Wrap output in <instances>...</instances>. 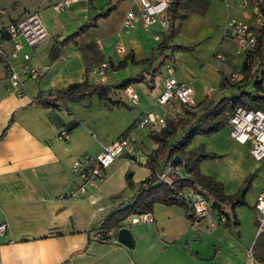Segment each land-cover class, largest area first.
Returning <instances> with one entry per match:
<instances>
[{"label":"crops","instance_id":"crops-1","mask_svg":"<svg viewBox=\"0 0 264 264\" xmlns=\"http://www.w3.org/2000/svg\"><path fill=\"white\" fill-rule=\"evenodd\" d=\"M57 1L0 0V7L6 9L1 22L36 12L47 29L56 31L45 46L24 43L21 49L40 69L37 79H26V96L17 98L10 93L0 74V133L14 114L0 138V221L8 225L0 236V263L246 264V249L256 236L253 206L264 184V160L250 155L248 142L240 143L230 136V125L211 134L194 135L180 154L183 161L195 151L219 154L202 159L199 170L222 182L223 193L230 197L225 201L224 220L217 210L194 217L189 198L195 191L186 187L183 195L188 211L177 204L155 203L150 210L153 222L131 223V215L122 220V226L132 234V246L117 240L118 228L101 239L99 226L107 214L134 198L137 187H128L127 174L138 183L150 173L145 162L156 155L158 143L150 137L149 128L137 126L139 115L147 110L165 112L166 118L184 115L182 104L175 98L163 105L157 102L166 61L174 63L179 81L192 86L195 106L191 109L201 114L225 96L227 87L221 86L222 76L226 77L230 61L237 55L233 37L224 31V22L234 17L254 23L257 16L251 5L239 7L235 0H230L229 6L221 0H180L175 17L168 11L170 27L178 26L168 43H176L174 38L178 36L198 44L192 50H159L158 44L170 27L165 31L157 24L149 29L141 24L131 30L122 28L124 13L136 8L133 0H77L56 12L53 4ZM215 6L225 8L221 23L216 20ZM102 12L106 14L97 18L95 25L73 40L62 42ZM54 46L57 50L52 57ZM216 52L224 59L217 58ZM124 57L125 64L118 66ZM102 62H108L104 74H90V69ZM137 75L143 79L129 85L138 94L135 105L124 88L112 91L114 98L125 103L122 106L99 99L96 94L88 103L84 99L57 101V107L34 100L46 99L84 78L90 83L114 84ZM62 128L68 130L67 140L57 138ZM119 136L127 137L129 145L106 168L99 184L84 196L59 197L70 184L72 160L97 151L101 143ZM168 165L165 158L161 159L159 174ZM171 167L167 173L170 182L181 169ZM15 184H21L26 194L12 199L8 190Z\"/></svg>","mask_w":264,"mask_h":264},{"label":"built area","instance_id":"built-area-1","mask_svg":"<svg viewBox=\"0 0 264 264\" xmlns=\"http://www.w3.org/2000/svg\"><path fill=\"white\" fill-rule=\"evenodd\" d=\"M77 0H59L53 4V9L58 12L65 9ZM171 0H133L136 8H129L123 16L122 28L131 30L141 24L145 29L151 28L154 24L159 25L162 31L170 27V16L168 8ZM226 6L230 0H221ZM239 7L251 5L256 21L248 23L234 17H228L224 22V31L231 34L235 41V51L255 50L258 44L259 29L264 23V0H235ZM262 8V9H261ZM6 14V9L0 7V74L5 77L10 93L17 98L27 95L26 79H37L40 69L31 62L28 52H22L24 43L28 45L45 46L47 38L56 31L47 29L42 19L36 12L29 13L17 20L1 22ZM159 38V34L155 35ZM216 57L223 60L224 56L216 52ZM108 67V62L94 66L90 74L102 75ZM174 63L171 60L165 63V76L162 82V90L157 96L159 105L166 104L171 99H177L188 108L195 106L193 89L189 82L179 81L174 74ZM242 76V72L234 71L229 74L230 81ZM259 81L264 86V66L258 75ZM131 104L138 103L139 98L129 85L124 88ZM167 122L165 112L147 110L141 113L136 121L140 128H149L152 131H160ZM228 123L230 125V136L240 143L250 144V155L258 160H264V111L258 108H248L242 104H236L232 109ZM68 130L62 128L57 135L60 140H67ZM129 140L125 136H119L110 142L101 143L97 151L85 152L72 160L70 170L72 178L70 184L59 193V197L84 196L90 188L96 187L104 178L106 168L126 149ZM167 166L166 170L159 174V177L170 182ZM179 173V171H178ZM189 206L194 217L211 215L213 209L209 199L201 193L195 192L189 198ZM254 214L256 220V235L264 231V184L258 191L254 202ZM224 212L218 217L221 220L226 218ZM154 217L150 210L133 213L130 216L131 223L153 222ZM7 223L0 221V236L7 230ZM1 264V263H0ZM246 264H263L253 255L252 246L246 249Z\"/></svg>","mask_w":264,"mask_h":264},{"label":"trees","instance_id":"trees-1","mask_svg":"<svg viewBox=\"0 0 264 264\" xmlns=\"http://www.w3.org/2000/svg\"><path fill=\"white\" fill-rule=\"evenodd\" d=\"M179 6L180 0H172L170 2L169 7L172 17H175V12ZM105 14L106 12H102L100 15L96 16V18L83 23L72 34L63 39L62 42L65 43L69 39L73 40L74 37L95 25L97 18ZM181 17H183L182 14ZM177 30V25H172V27H170L168 34L163 36L158 44L159 50L166 47H170L172 50L193 49V45L168 43V41L174 37ZM56 50L57 47L55 46L51 48L52 57L56 54ZM258 54L264 55V23L259 29L258 44L255 50L248 51L246 54L249 60L243 61L244 68H248L251 61ZM126 59L127 58L124 57L118 63V66H123ZM149 60H151V58ZM262 62H264V58H262ZM142 79L143 77L141 75H137L124 78L114 84H104L101 82L90 83L87 78H84L82 81L70 83L56 90L49 94L46 99L35 97L34 100L43 105L57 107V101L84 99L85 103H88L91 95L96 94L99 99L107 100L109 103L115 104L116 106H122L125 105V103L113 97V89L125 88L131 83ZM253 83L255 86L253 90L248 91L239 89L237 94L232 92L225 95L198 115H196L194 110L182 104L184 115L177 114L175 116H169L165 127L160 131L151 130L150 137L158 143V148L156 149V155L149 156L148 160L145 162L150 173L138 183L132 180L130 173L127 174V185L130 188L137 187L136 193L130 202L112 210L100 221L99 231L101 233V239L108 238L111 230L121 227L122 220L125 217L133 213L151 210L155 203L177 204L183 206L186 211H188V202L183 195V189L186 187L206 196L213 210L225 213V201L230 199V197L223 193L222 182L215 181L205 176L199 170V163L202 159L216 158L219 154L203 150L189 153L184 161L175 163L173 167H183L185 172L190 174L191 177H184L178 173L176 178L171 182H167L159 177L158 163L163 158L169 162L171 157L176 153L183 155L184 147L194 135L211 134L219 130L222 126L229 124V115L236 104H242L248 108H258L264 111V86L259 80H255ZM221 86H226V78L224 76H222ZM13 119L14 114L0 133V138L4 136ZM74 124H76V121L73 122V125ZM188 217L192 218V215L188 214Z\"/></svg>","mask_w":264,"mask_h":264},{"label":"rangeland","instance_id":"rangeland-1","mask_svg":"<svg viewBox=\"0 0 264 264\" xmlns=\"http://www.w3.org/2000/svg\"><path fill=\"white\" fill-rule=\"evenodd\" d=\"M215 12H216V20L221 23V20L224 18V10L225 8H217L216 6L214 7ZM186 10V7L184 8ZM169 13H171L170 7L168 8ZM214 20V19H213ZM175 41L176 43H182L184 45H193V48L198 44L197 42H188L187 40H180L178 36H175ZM187 41V42H186ZM247 52L243 51L241 53L234 54L233 56V61L231 60L230 65H229V72L226 75V86L227 88H224V94L228 95L232 92H235L236 94L238 93L239 89H244V90H253L254 89V81L259 80L258 75L262 71V68L264 66V62H262V58H264L263 54H258L255 56V58L251 61L250 65L248 68H244L243 66V61L244 60H249L247 58ZM228 57V55H226ZM234 71H239L242 72V76L237 78L234 81H230L229 79V73L234 72ZM244 106V105H243ZM246 107V106H245ZM229 125V124H226ZM225 126V125H224ZM222 126L221 128H223ZM220 128V129H221ZM23 186L21 184H15L12 188V190H8L9 192V197L12 199H17L19 196H23L26 194V192L22 189ZM6 199L7 196H6ZM252 250H253V255L257 260L262 262L264 264V231L258 233L252 242Z\"/></svg>","mask_w":264,"mask_h":264},{"label":"water","instance_id":"water-1","mask_svg":"<svg viewBox=\"0 0 264 264\" xmlns=\"http://www.w3.org/2000/svg\"><path fill=\"white\" fill-rule=\"evenodd\" d=\"M182 161L183 160H182L181 155L176 153L169 160V165L173 166L175 163H181ZM180 174L184 177H188V178L191 177L190 174H187L185 172V169L183 167L180 169ZM116 238L118 241L122 242L123 244L127 246H132L133 244L132 234L126 226H121L117 229Z\"/></svg>","mask_w":264,"mask_h":264}]
</instances>
